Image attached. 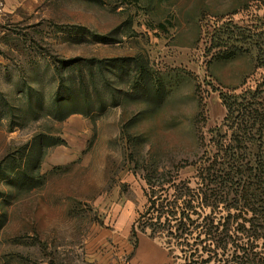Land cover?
Returning a JSON list of instances; mask_svg holds the SVG:
<instances>
[{
  "label": "rangeland",
  "instance_id": "obj_1",
  "mask_svg": "<svg viewBox=\"0 0 264 264\" xmlns=\"http://www.w3.org/2000/svg\"><path fill=\"white\" fill-rule=\"evenodd\" d=\"M262 20L264 0H0V264H264V239H254L264 236L257 199L243 210L233 197L198 210L230 231L229 245L191 240L204 256L192 261L179 243L169 247L137 226L151 191L147 173L169 181L163 190L171 193L184 182L197 189L198 168L229 140L228 128L214 131L228 113L222 95L234 104L231 123L249 118L240 109L264 111V100L248 96L264 72L258 47L245 39L261 34ZM109 34L118 43L94 40ZM110 59L146 64L147 88L164 92L161 103L131 96L135 67L87 63ZM77 75L92 102L109 107L58 122L56 94ZM250 129L254 158L264 153V131ZM47 139L62 144L44 150L40 185H13Z\"/></svg>",
  "mask_w": 264,
  "mask_h": 264
},
{
  "label": "trees",
  "instance_id": "obj_2",
  "mask_svg": "<svg viewBox=\"0 0 264 264\" xmlns=\"http://www.w3.org/2000/svg\"><path fill=\"white\" fill-rule=\"evenodd\" d=\"M259 29L261 34L254 33L251 35L252 32H246L249 34H246L245 39L250 44L258 47V65L256 69L264 72V20H262ZM112 36V34L105 36L94 35V40L103 44L118 43ZM87 63L96 67L99 66L102 70L105 63L111 67L120 65L135 67L133 70H136L139 75V80L135 82L131 96L145 101L152 100V96H160L157 104L159 105L161 103L162 93L164 92L159 89L154 90L153 93L149 91L147 86L152 75H150L146 64L142 61L138 62L133 59H110L105 61L90 60ZM61 64L63 65L62 62ZM72 64H74L72 61L67 63L68 67ZM92 76L94 75L92 74ZM106 77H104L105 80H107ZM262 78L263 84L258 87V94L248 92V96H251L254 100H264V76ZM75 79L72 88H67L62 85L65 88V92L63 89L56 94L51 114L53 119L58 122H64L73 115L90 116L98 110L104 112L109 107L101 102L103 101L102 98L97 99L96 103L98 106L92 102L87 93L90 85H87L85 82L84 75H77ZM107 87L111 90L112 84L110 82L107 83ZM61 92L64 93L61 94ZM221 99L228 113L221 127L214 131L221 132L223 129L228 128L225 136L229 140L219 142L217 152L214 156L208 159L206 164L204 163L198 168L201 182L198 183L197 189L189 187L184 182L181 183V186H174V193H171L167 189L163 190L165 186L170 184L169 181L156 182L153 179L155 173L152 172V175L150 174L151 172L147 173L146 180L151 191L147 194V209L138 219L137 226L143 233L150 231L152 238H166L170 241L168 242L169 247L171 245L174 246L173 241H175L174 243H179L178 245L188 249V251L182 250L185 253V260L187 261L204 257L203 255L197 256V253H201L202 250H199V244L195 249L194 244L191 245L190 243L191 240L195 242L200 240L201 244H207L208 242H212V244L217 243V248L222 247V244L225 246L228 244V239H224L223 236L228 235L230 231L223 229L219 232L220 227L224 228L222 222H217L211 216H204L198 210L204 209L205 207H213L216 204H225L229 197H233L237 202L236 206H234L235 210H243L244 207L241 205L243 202L250 206L254 199H257L261 203V206L264 203V153L259 156L260 154L257 152L255 157L251 158V150L254 149L256 142L254 140L255 136H253L250 129L258 126L260 131H264V111L262 109H255L252 114L248 113V109H240V114L242 112L249 118L245 119L243 121L244 123H231L230 120H232V116L234 115V104H231L230 101L227 102L223 95ZM115 103V105L118 104L117 102ZM238 119L239 117L235 120ZM61 144L62 142L60 140L52 139H47L46 141L41 140L39 144H36V150L32 153L34 154V160H31V162L34 161L33 164H29L30 160H28L26 167L18 175L19 179L13 181L12 184L25 190H32L38 187L40 185L38 172L44 150ZM256 158L258 159L255 162ZM164 177L166 175H159V178ZM173 185H176V182ZM155 187L161 188L157 191ZM252 211L257 215L254 208H252ZM259 220L264 221V215ZM5 221L6 215L0 214V231L4 227ZM194 235H197V238H194ZM202 235H204L203 240H201ZM255 235V241L264 239L262 234L258 236L255 233ZM229 239L231 240V238ZM209 252L211 253V251ZM243 253L247 257L251 255L247 252ZM204 263H209V261H204Z\"/></svg>",
  "mask_w": 264,
  "mask_h": 264
}]
</instances>
